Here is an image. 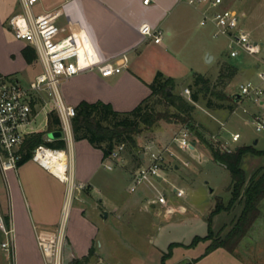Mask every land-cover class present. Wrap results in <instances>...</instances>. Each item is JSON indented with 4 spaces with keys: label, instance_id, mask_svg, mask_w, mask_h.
<instances>
[{
    "label": "crops",
    "instance_id": "1",
    "mask_svg": "<svg viewBox=\"0 0 264 264\" xmlns=\"http://www.w3.org/2000/svg\"><path fill=\"white\" fill-rule=\"evenodd\" d=\"M57 9L60 10L57 24L65 28V34H73L80 48L79 72L62 84L63 96L73 106L82 100L103 101L117 111H129L150 94L149 84L158 71L172 78L176 87L181 78L202 73L206 61L215 58L202 39L203 27L207 24H200V10L178 0H149L147 3L144 0H38L32 8L35 14ZM22 10L21 0H0V72L20 81L15 76L18 68L40 61L35 48L16 39L7 26L8 17ZM144 23L163 30L160 42L140 31ZM8 33L14 37L10 41L6 38ZM26 47L34 51L31 62L23 55ZM5 57L8 62L4 61ZM109 61H124V64L120 72L103 76L97 66ZM223 63L228 62H219L217 76ZM228 85L225 92L233 96L237 106L243 98H237L238 90L229 91ZM214 110L219 116L225 114V109ZM46 114L47 120L48 112ZM196 146L195 141L194 150ZM63 150L69 172L79 185L74 191L79 205L71 201L67 222L66 256L74 263V258L87 255L90 248L95 247L99 234L96 216L90 212L96 211L92 199L93 192L99 189L100 176L115 166L122 169L123 166L115 162L111 169L105 167L103 151L87 139L72 137ZM140 157L143 164L145 158L142 154ZM7 181V185L0 187L1 205L7 209L11 202L15 228L13 264H44L36 234L38 230L53 229L60 221L68 183L33 158L9 170Z\"/></svg>",
    "mask_w": 264,
    "mask_h": 264
},
{
    "label": "rangeland",
    "instance_id": "2",
    "mask_svg": "<svg viewBox=\"0 0 264 264\" xmlns=\"http://www.w3.org/2000/svg\"><path fill=\"white\" fill-rule=\"evenodd\" d=\"M225 2L239 12L240 24L255 40L262 43V51L257 57L245 52L231 57L228 53V38L224 35L214 37V26L207 24L203 27L202 39L215 58L206 61L201 71L215 80L219 62L225 61L237 65L238 68V74L228 85L229 91L238 90L239 84L246 80L261 82L264 86V0ZM6 38L10 41L14 37L8 33ZM4 61L8 62L6 57ZM256 63L259 64L258 67L255 66ZM18 69L15 76L22 82L29 81L44 70L41 61ZM192 77L193 74L181 78L173 92L190 100L182 88L188 86ZM44 96L39 105L40 112L32 124L38 129L33 132L45 131L50 139H58L63 136L62 130H47L46 112L49 113L53 103L47 92ZM211 100L218 104H229L228 101H219L214 96H211ZM262 100L264 102V96ZM164 107L163 104L157 105L158 109ZM220 109H225L222 116L217 115L214 109H208L205 101H201L196 103L190 122L183 123L172 118L171 121L160 120L152 127H144L137 135L136 153L142 154L149 144L160 148L168 146L173 152L166 154L159 178H150L131 191L133 182L130 176L138 166L131 160L126 149L121 152L124 158L121 162L123 169L115 166L112 170L103 172L99 189L93 192L92 201L97 207L95 213H90L96 216L99 234L94 243L95 253L89 264H163L162 254L169 250L172 242L177 244L164 264H264V197L259 203L260 215L240 241L235 253L217 248L203 255L209 240L189 245L195 236L207 234L208 216L216 201L220 199L226 203L230 198L227 190L231 181L230 172L211 158L208 142H217L221 146L222 141H228L232 147L245 144L264 149V127L257 130L253 121L254 113L260 111L264 115V104L243 98L233 110ZM171 110L176 111L174 107ZM185 126L190 128L191 137L197 142L195 150L181 148L174 139ZM197 132L202 134L201 137ZM231 132H239L240 139L232 141ZM258 165H264V156L248 155L243 160V167L247 171ZM174 186L182 188L184 195L177 196ZM72 200L73 205H79L74 198ZM0 201L3 204L1 191ZM152 203L155 205L152 206ZM103 210L108 212L106 217ZM239 211L240 206H237L231 211L216 214L212 222L214 231L221 229V234L225 233ZM224 225L226 227L222 229ZM3 238L0 229V244ZM66 258L70 259L68 256ZM0 264H13V256L2 249L1 245Z\"/></svg>",
    "mask_w": 264,
    "mask_h": 264
},
{
    "label": "built area",
    "instance_id": "3",
    "mask_svg": "<svg viewBox=\"0 0 264 264\" xmlns=\"http://www.w3.org/2000/svg\"><path fill=\"white\" fill-rule=\"evenodd\" d=\"M38 0H21L23 10L10 15L7 26L18 40L31 44L42 63L44 70L33 79L22 82L12 76L0 72V187L7 185V172L15 170L23 157L21 146L26 135L35 131L32 124L40 112V103L47 92L53 107L49 110L56 112L60 119V130L65 142L73 137L72 118L75 115V106L68 103L62 93V83L79 72L77 63L80 48L72 33H64L65 28L57 24L56 18L60 10L35 14L32 10ZM146 3L149 0H144ZM198 8L201 12L200 24H213L214 37L224 35L228 38L229 55L237 57L240 52L255 56L262 51V43L255 40L251 33L240 24L239 12L227 5L225 0H178ZM143 34L149 35L155 42H160L163 30L144 23L140 27ZM259 60H261L259 58ZM262 61V60H261ZM124 61L104 62L97 66L103 76L120 72ZM259 66V64H258ZM257 66V67H258ZM264 81V79H262ZM183 92L190 95L186 86ZM238 94L241 98H248L255 103L263 104L264 86L261 82L246 80L239 84ZM245 111V109H243ZM253 121L257 130L264 127V115L258 111L253 114ZM188 126L183 127L174 139L183 149H193L191 132ZM231 140L238 141L239 132H231ZM46 140L51 141L47 135ZM195 142V141H194ZM195 147V145H193ZM47 147L39 145L34 149L33 159L47 166L39 158L37 152ZM124 145L116 146L104 159L105 167L111 169L113 163L123 162L121 155ZM50 149L51 147H47ZM221 148L231 151L234 147L228 141H222ZM172 154L170 147H156L154 144L146 146L142 153L145 162L131 173L133 185L131 191L150 178L161 176V165L166 154ZM48 167V166H47ZM69 186L67 201L63 206L62 216L53 229L38 230L36 240L42 253L44 264H74L66 258L67 222L70 214V205L74 191L79 187L73 180L69 168L65 170L63 178ZM177 196H183L184 190L173 187ZM0 228L4 235L1 248L13 256L15 251V228L11 202L7 209H3L0 201Z\"/></svg>",
    "mask_w": 264,
    "mask_h": 264
},
{
    "label": "trees",
    "instance_id": "4",
    "mask_svg": "<svg viewBox=\"0 0 264 264\" xmlns=\"http://www.w3.org/2000/svg\"><path fill=\"white\" fill-rule=\"evenodd\" d=\"M23 55L27 62H31L34 51L30 47L23 49ZM238 69L234 64L223 63L217 78L212 80L203 73H194L191 82L189 99H185L173 92L175 82L170 77H165L158 71L149 84L150 94L136 107L129 111H117L109 103L103 101L88 102L80 101L75 106V115L72 118V130L74 139H87L91 145L103 151L105 159L118 145L123 144V149L129 153L131 160L140 166L142 158L136 153L138 148L137 135L144 127H152L160 120L177 121L187 123L192 120V113L196 109V103L205 101L208 109L228 108L233 110L235 99L225 92L229 82L235 77ZM168 90L171 93H168ZM214 96L219 101H228L229 104H218L211 100ZM163 104V109L157 105ZM174 107L176 111H172ZM188 125V124H187ZM60 119L53 110L48 113L47 130H59ZM45 131L32 132L26 135L21 151L23 157L19 165L33 157L34 149L39 145H46L55 149H64L66 142L62 138L51 141L46 140ZM201 137V133L197 132ZM211 158L226 167L231 175L227 190L230 193L228 202L217 200L213 210L208 216V232L204 236H195L189 245H195L201 240H209L205 254L217 249L224 248L235 253L240 241L252 227L260 215L259 203L264 197V165H258L251 171L243 167V160L248 155L264 156V149H258L254 145H237L233 150H223L215 142H208ZM123 152V151H122ZM240 206V211L233 217L228 230L221 234V229L214 231L212 227L213 217L222 211H231ZM226 225L222 227L224 229ZM177 242L169 244V250L162 254V262L172 254L173 247ZM179 244V243H178ZM95 253L92 246L89 253L81 258H74L75 264H89Z\"/></svg>",
    "mask_w": 264,
    "mask_h": 264
},
{
    "label": "bare ground",
    "instance_id": "5",
    "mask_svg": "<svg viewBox=\"0 0 264 264\" xmlns=\"http://www.w3.org/2000/svg\"><path fill=\"white\" fill-rule=\"evenodd\" d=\"M37 158L45 163L54 173L65 178L67 155L63 149L54 150L45 147L37 152Z\"/></svg>",
    "mask_w": 264,
    "mask_h": 264
},
{
    "label": "water",
    "instance_id": "6",
    "mask_svg": "<svg viewBox=\"0 0 264 264\" xmlns=\"http://www.w3.org/2000/svg\"><path fill=\"white\" fill-rule=\"evenodd\" d=\"M211 58H212V56L208 54V59H211ZM168 93L170 94V93H171V91H170V90H168ZM239 97H240V94H238L237 98H239ZM255 142H256V141H255ZM193 145H195V142H194V141H192V148H194V146H193ZM107 214H108V212H107L106 210H103V215H104V217H106V216H107Z\"/></svg>",
    "mask_w": 264,
    "mask_h": 264
}]
</instances>
